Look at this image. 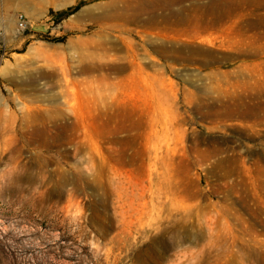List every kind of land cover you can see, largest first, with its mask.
Here are the masks:
<instances>
[{
    "label": "rangeland",
    "instance_id": "1",
    "mask_svg": "<svg viewBox=\"0 0 264 264\" xmlns=\"http://www.w3.org/2000/svg\"><path fill=\"white\" fill-rule=\"evenodd\" d=\"M0 264H264V0H0Z\"/></svg>",
    "mask_w": 264,
    "mask_h": 264
},
{
    "label": "bare ground",
    "instance_id": "2",
    "mask_svg": "<svg viewBox=\"0 0 264 264\" xmlns=\"http://www.w3.org/2000/svg\"><path fill=\"white\" fill-rule=\"evenodd\" d=\"M257 84H247V88L249 89H256V86ZM225 95H228V94H225ZM247 112H241V106H238L237 103H231V104H223L222 106H217L216 108L214 107L212 109V115L215 117V118H219V120H225L227 118H232L233 116H238V117H241V114L242 115H247L246 114ZM217 120L214 121V123L216 122Z\"/></svg>",
    "mask_w": 264,
    "mask_h": 264
},
{
    "label": "trees",
    "instance_id": "3",
    "mask_svg": "<svg viewBox=\"0 0 264 264\" xmlns=\"http://www.w3.org/2000/svg\"><path fill=\"white\" fill-rule=\"evenodd\" d=\"M81 6L80 3L78 4H75L74 6H69L65 9H60V10H51L50 14H49V17L52 18L54 17V19H61V18H64L65 16L71 14L72 12H74L76 9H78L79 7Z\"/></svg>",
    "mask_w": 264,
    "mask_h": 264
},
{
    "label": "built area",
    "instance_id": "4",
    "mask_svg": "<svg viewBox=\"0 0 264 264\" xmlns=\"http://www.w3.org/2000/svg\"><path fill=\"white\" fill-rule=\"evenodd\" d=\"M19 24L21 27H26L27 26V20L23 14L20 15L19 17Z\"/></svg>",
    "mask_w": 264,
    "mask_h": 264
},
{
    "label": "water",
    "instance_id": "5",
    "mask_svg": "<svg viewBox=\"0 0 264 264\" xmlns=\"http://www.w3.org/2000/svg\"><path fill=\"white\" fill-rule=\"evenodd\" d=\"M33 27L35 29L47 30V26L45 24H34Z\"/></svg>",
    "mask_w": 264,
    "mask_h": 264
}]
</instances>
